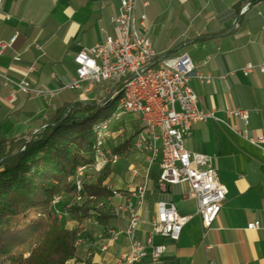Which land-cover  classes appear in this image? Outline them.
Segmentation results:
<instances>
[{
  "label": "crops",
  "instance_id": "obj_1",
  "mask_svg": "<svg viewBox=\"0 0 264 264\" xmlns=\"http://www.w3.org/2000/svg\"><path fill=\"white\" fill-rule=\"evenodd\" d=\"M244 6L248 12L241 14ZM118 11L119 0H2L0 43L7 46L0 47V73L12 83L27 80L30 89L55 93L16 91L10 103L12 88L0 79V139H29L58 109L109 96V85L61 88L75 77L74 58L81 49L115 37L112 19ZM141 14L146 16L148 38L158 56L187 55L198 73L211 77L208 83L191 78L189 86L199 108L215 111L226 125L212 120L193 123L183 135V144L186 150L208 157L226 188V199L215 222L204 230L195 200L186 197L188 186L159 188L153 179L158 174L154 165L140 210L138 237L146 239L156 203L167 201L190 219L177 241L153 239V244L166 246L157 264H264V145H252L229 128L246 129L252 138L264 136V74L255 70L244 76L240 70L249 62L264 65V0H136L135 16ZM15 34V41L9 43ZM234 109L247 111L246 127L227 115ZM141 127L137 115L112 122L107 146L123 152L117 153L121 155L117 164L105 168L102 187L126 194L137 187L146 157L133 151L131 141ZM132 169L138 176H132ZM122 202L112 199V206ZM101 215L108 216L104 223L98 221ZM88 218L92 221L84 218L80 224L72 214L62 219L68 228L79 224L78 238L84 240L68 264H116L128 249L127 241L122 235L109 240L104 233L106 228L125 229L127 216L103 211L98 216L90 212ZM254 222L260 227L248 230ZM140 264L153 263L146 257Z\"/></svg>",
  "mask_w": 264,
  "mask_h": 264
},
{
  "label": "built area",
  "instance_id": "obj_2",
  "mask_svg": "<svg viewBox=\"0 0 264 264\" xmlns=\"http://www.w3.org/2000/svg\"><path fill=\"white\" fill-rule=\"evenodd\" d=\"M1 2L2 0L0 5ZM135 5L136 0H119V11L112 19L115 37L107 36L102 43L81 49L74 58L75 77L61 89L78 90L86 83L89 86L109 85L111 92L118 84H128L133 87L134 94H140V101L147 103V110L137 109V101L121 103L120 112L112 117L111 122L94 130L93 155H96L97 161H102V166H107V160L121 157L107 146L110 126L122 116H139L142 127L131 142L134 152L146 154L145 171L132 192L126 194L115 190V200L123 202L114 204L110 214L114 216L125 214L127 225L123 230L106 228L104 236L111 240L122 235L127 241L128 249L120 254L116 264H140L146 257H149L153 264H157L165 254L166 246L153 244V239L159 237L177 241L190 216H181L172 203L159 201L156 203L155 215L149 222L150 231L146 239L138 237L141 224L140 210L144 204L150 171L156 164L161 186L186 184L188 186L186 197L195 200L196 215L200 218L202 228L209 229L217 219L226 199V188L217 180L207 156L185 149L183 135L193 123L212 120L226 124L216 116L215 111H204L199 108L197 95L189 86L191 78L208 83L211 77L198 73L187 55L169 59L158 56L148 38L146 16L141 14L137 18ZM247 12L248 6H244L241 14ZM16 36L17 34L13 35L9 43L14 42ZM6 46L7 43H0L2 49ZM14 61H19V58H15ZM240 70L244 76L252 74L255 70L264 74V65L249 62ZM0 79L12 88L8 99L10 103L15 100L16 91L33 92L39 96L55 93L30 89L27 80L12 83L1 73ZM227 115L238 118L245 127L248 125L247 111L234 109L227 111ZM229 128L252 145L260 148L264 145V136L252 138L248 136L246 129L239 130L235 126ZM88 167H80L87 169V178L83 179V182L92 183L95 175L88 174ZM131 174L136 177L139 173L132 169ZM132 199H135V202H132ZM86 201H92V195H87L82 190V182H79L76 196H69L68 193L56 194L52 199V208L62 220L69 215L68 209L72 208V202H82L84 207ZM60 205L63 207L60 208ZM99 210L94 209L93 213L98 216ZM259 227V222L247 225L248 230ZM82 244L84 240L80 239L77 248ZM105 249L106 247H102V250Z\"/></svg>",
  "mask_w": 264,
  "mask_h": 264
},
{
  "label": "trees",
  "instance_id": "obj_3",
  "mask_svg": "<svg viewBox=\"0 0 264 264\" xmlns=\"http://www.w3.org/2000/svg\"><path fill=\"white\" fill-rule=\"evenodd\" d=\"M116 102H76L58 109L29 140L0 139V264H66L74 256L79 224L94 209L89 201L72 206L68 212L79 224L68 228L54 212L52 199L71 193L78 169L94 165V128L111 118ZM107 173L84 187L87 195L108 194L102 187ZM153 179L167 188L158 174ZM97 218L104 223L108 216Z\"/></svg>",
  "mask_w": 264,
  "mask_h": 264
},
{
  "label": "bare ground",
  "instance_id": "obj_4",
  "mask_svg": "<svg viewBox=\"0 0 264 264\" xmlns=\"http://www.w3.org/2000/svg\"><path fill=\"white\" fill-rule=\"evenodd\" d=\"M116 100L118 101V111L121 110V103L123 102H127V101H137V109L140 110H147V103H145L144 101H140V94H134L133 92V87H131V85L128 84H118L116 87H114L113 90H111V92L109 93L108 96V100ZM110 120V119H109ZM108 124V120H105L103 122H101L100 124L96 125L94 130L96 128H102L103 126H106ZM132 149H133V143H132ZM141 155H145L146 154H141ZM94 159H97L96 155H93ZM120 157L114 158L112 160H107V165L109 166H113L115 164H117V162L119 161ZM102 162V161H100ZM145 162H146V158H145ZM89 166L88 167V171L89 170H93V167ZM87 169H78L76 176L73 178L72 181V192L69 193V196H76V192L78 190V183L82 182V190H84V187L86 185H93L95 183V181L98 179L99 176V172H96L95 177L92 178V183L91 182H83V179H86L85 177H83V172H86ZM109 194L104 196V197H97V196H92V201H89V206L93 209H100L99 212H112V199H115V190H113L111 187L107 188ZM87 202V201H86ZM85 202V203H86ZM104 202V203H103ZM102 204V206H101ZM82 202H72V206H81ZM92 214L93 211H91ZM99 215V214H98ZM87 221H92L91 218H86ZM81 238L77 237L74 241V247L77 248L78 245V241ZM111 240H116V238H111Z\"/></svg>",
  "mask_w": 264,
  "mask_h": 264
},
{
  "label": "rangeland",
  "instance_id": "obj_5",
  "mask_svg": "<svg viewBox=\"0 0 264 264\" xmlns=\"http://www.w3.org/2000/svg\"><path fill=\"white\" fill-rule=\"evenodd\" d=\"M99 86H100V85H99ZM115 108H117V109H116V111L112 114L111 118H109L110 120L107 119V120H108V124L111 122L112 117L115 116L116 114H118V113L120 112V111H118V101L115 103ZM94 161H95V165H94L93 167H91V168H93V170H89V171H88V174L94 175V174H96V172H99L98 179L101 177V174H102L103 170H104L106 167H112V166H109V165H107V166H102V162L97 161V159H94ZM155 165H156V164H155ZM129 169H130V167H129ZM82 174H83V177L87 178V171H86V172H83ZM61 194L66 195V193H61ZM69 214L71 215V213H69ZM62 221H63V220H62Z\"/></svg>",
  "mask_w": 264,
  "mask_h": 264
},
{
  "label": "water",
  "instance_id": "obj_6",
  "mask_svg": "<svg viewBox=\"0 0 264 264\" xmlns=\"http://www.w3.org/2000/svg\"><path fill=\"white\" fill-rule=\"evenodd\" d=\"M29 140V139H28Z\"/></svg>",
  "mask_w": 264,
  "mask_h": 264
}]
</instances>
